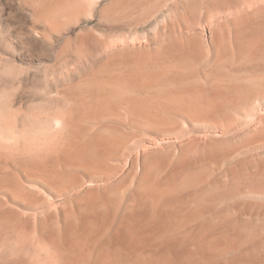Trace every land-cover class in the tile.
Here are the masks:
<instances>
[{
	"label": "bare ground",
	"instance_id": "6f19581e",
	"mask_svg": "<svg viewBox=\"0 0 264 264\" xmlns=\"http://www.w3.org/2000/svg\"><path fill=\"white\" fill-rule=\"evenodd\" d=\"M16 2L52 45L82 19L136 29L65 38L58 58L89 71L56 114L26 115L0 65V264H264L241 208L257 202L239 200L264 196V156H248L264 125L248 146L216 137L264 119V2Z\"/></svg>",
	"mask_w": 264,
	"mask_h": 264
},
{
	"label": "rangeland",
	"instance_id": "374dc122",
	"mask_svg": "<svg viewBox=\"0 0 264 264\" xmlns=\"http://www.w3.org/2000/svg\"><path fill=\"white\" fill-rule=\"evenodd\" d=\"M16 1L17 0H0V65H12L15 70L20 73L18 92L22 93L21 95L25 101L24 112L28 116L33 114L40 116L45 114H56L60 112V110H63V108L65 109V106H60L62 101L60 98L61 94L58 92L65 86L77 82L79 77L83 76L89 71V69H81L79 67L78 69L76 67L77 65L75 63V59L71 55L58 58V51L60 50L61 45L64 43L65 38H74L76 34H78L77 32L83 31L86 28L95 27L94 30H96L97 33L101 31L100 34H104V37L108 38L109 40H117V42H120L122 40L121 38L125 37L123 35H128L136 29L132 25H129L127 21L119 22L116 25L115 22L108 21L99 23L97 22V18L82 19L75 27L74 25L69 26V28L63 32L61 37L52 45L43 40L35 39V37L30 32V27L32 26L30 14L28 11L19 10L17 8L18 4ZM244 1H246L245 3L249 1L247 5H251V3L252 5H255L264 2V0ZM96 22L99 23L97 27L95 26L97 24ZM204 22L207 23L206 21ZM213 22H215V20H213ZM152 24L153 23H149V26L147 25L146 27L150 28ZM195 30L199 31L198 28ZM148 44L149 45H147V47L149 46V49L153 50L157 43L149 42ZM202 62L203 61H201V63ZM205 64L206 62H204V64H200V66L207 67ZM261 112V118H264V110H261ZM239 125L236 126L234 130H232V132L225 137L222 134L216 137L221 138L223 140V144L227 143L226 145H239L241 143L246 144L247 142L250 143L252 140L248 138V133H251L253 128L256 129L258 126L264 125V119H255V121L250 123H242V125ZM196 134L198 136H203L204 133L197 132ZM245 138H248L249 141H251L249 142ZM253 142H256L258 145L250 143L252 146L248 156L250 154H254V156H251L253 159L256 154H260L259 157H261V155L264 156V143L260 142L263 144L261 145L257 140ZM232 200L233 198L229 201ZM239 200H253L254 202H257L255 204L253 203L251 206L244 203L241 205V208H252V210L255 209L254 212L257 213L255 214L257 216L254 221H250L248 224L251 223L250 225L254 227L252 235L253 238L258 237L260 233L263 235L257 239L263 241L264 196L253 197L250 199L248 197L246 198V196H242V198L240 197ZM229 203L226 202V205L230 207L229 209H236L232 208ZM216 208L220 209L221 205L219 204V206ZM259 208L260 210L258 211ZM255 224H257L258 227H255Z\"/></svg>",
	"mask_w": 264,
	"mask_h": 264
}]
</instances>
